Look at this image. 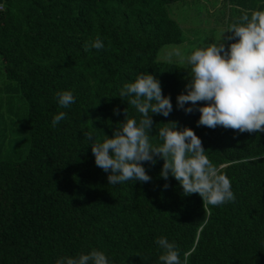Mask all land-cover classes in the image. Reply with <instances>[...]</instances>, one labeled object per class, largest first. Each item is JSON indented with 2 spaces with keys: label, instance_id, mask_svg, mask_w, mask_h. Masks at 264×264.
Instances as JSON below:
<instances>
[{
  "label": "trees",
  "instance_id": "1",
  "mask_svg": "<svg viewBox=\"0 0 264 264\" xmlns=\"http://www.w3.org/2000/svg\"><path fill=\"white\" fill-rule=\"evenodd\" d=\"M180 1L0 0V264H56L92 249L110 264H161V236L182 264L186 252L187 264H264V133L197 127L198 111L177 110L186 71L158 53L184 42L170 15ZM224 3L227 28L244 12L264 11V0ZM97 38L104 48L84 51ZM146 73L173 104L169 117L153 115L150 143L163 144L158 133L170 122L191 128L230 179L235 202L185 195L160 176L161 159L144 164L148 183L109 185L95 165L91 145L112 137L124 110L142 118L120 91ZM62 91L76 97L68 108L58 103ZM60 112L66 119L53 127Z\"/></svg>",
  "mask_w": 264,
  "mask_h": 264
},
{
  "label": "clouds",
  "instance_id": "2",
  "mask_svg": "<svg viewBox=\"0 0 264 264\" xmlns=\"http://www.w3.org/2000/svg\"><path fill=\"white\" fill-rule=\"evenodd\" d=\"M229 33V35H225ZM90 48H104L97 38L84 51ZM175 56L181 63L191 68V77L183 92L176 97L177 110L185 114L200 113L197 127L215 129L218 126L237 133H264V11L244 12L237 22L232 23L221 34L216 43L199 47L185 55L179 49ZM121 97H132L128 102L141 114L142 118H127L115 128L112 137L106 136L102 143H93L91 151L95 165L107 173L109 185L127 181L148 183L151 177L144 164L154 166L157 159L163 160L160 176L168 181L173 177L185 195L198 194L203 204L220 206L235 202L231 181L215 166L202 145V140L191 128L173 127L159 130L163 144L153 147L150 143L154 121L153 115L165 118L173 111L171 96L162 92L161 82L152 74H140L134 82L127 83L120 91ZM58 103L68 108L76 102L72 91L57 93ZM203 102L204 106H198ZM186 105H191L186 107ZM121 114L119 108L113 115ZM66 119V113L54 116L52 126ZM168 124V123H167ZM89 141L93 137L86 136ZM165 183L163 188H169ZM155 243L163 249L161 264H182L180 252L174 242L159 237ZM184 254L183 264H187ZM56 264H110L103 251L92 249L75 257H61Z\"/></svg>",
  "mask_w": 264,
  "mask_h": 264
},
{
  "label": "rangeland",
  "instance_id": "3",
  "mask_svg": "<svg viewBox=\"0 0 264 264\" xmlns=\"http://www.w3.org/2000/svg\"><path fill=\"white\" fill-rule=\"evenodd\" d=\"M228 14L225 11L224 0H182L170 6L171 17L183 30L184 42L163 47L158 53V60L172 62L185 68L186 74L180 84V92H183L192 73L190 66L186 62L181 63L175 56V51L179 49L188 55L196 48L218 42L222 32L227 29Z\"/></svg>",
  "mask_w": 264,
  "mask_h": 264
},
{
  "label": "crops",
  "instance_id": "4",
  "mask_svg": "<svg viewBox=\"0 0 264 264\" xmlns=\"http://www.w3.org/2000/svg\"><path fill=\"white\" fill-rule=\"evenodd\" d=\"M224 2H225V0H224ZM224 6H225V11H228V9H227L228 6H226L225 3H224ZM0 7H1V6H0Z\"/></svg>",
  "mask_w": 264,
  "mask_h": 264
},
{
  "label": "built area",
  "instance_id": "5",
  "mask_svg": "<svg viewBox=\"0 0 264 264\" xmlns=\"http://www.w3.org/2000/svg\"><path fill=\"white\" fill-rule=\"evenodd\" d=\"M0 9H2V7H0Z\"/></svg>",
  "mask_w": 264,
  "mask_h": 264
}]
</instances>
